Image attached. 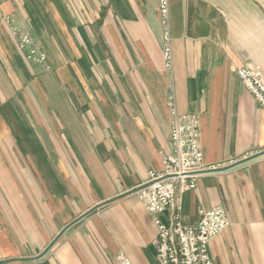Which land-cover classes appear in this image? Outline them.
Returning a JSON list of instances; mask_svg holds the SVG:
<instances>
[{
    "label": "crops",
    "instance_id": "crops-1",
    "mask_svg": "<svg viewBox=\"0 0 264 264\" xmlns=\"http://www.w3.org/2000/svg\"><path fill=\"white\" fill-rule=\"evenodd\" d=\"M2 1L0 264H158L138 189L172 150L171 82L213 166L183 221L220 205L215 264H264V109L238 74L264 71V0H170L172 73L160 0ZM6 16L31 39L22 52Z\"/></svg>",
    "mask_w": 264,
    "mask_h": 264
},
{
    "label": "built area",
    "instance_id": "built-area-1",
    "mask_svg": "<svg viewBox=\"0 0 264 264\" xmlns=\"http://www.w3.org/2000/svg\"><path fill=\"white\" fill-rule=\"evenodd\" d=\"M160 14L164 25V67L173 72V37L170 31V0H160ZM239 77L254 94L264 109V71L258 66L243 65ZM175 86H169L168 104L172 110V150L164 157V169L152 171L146 184L138 189L140 198L154 215L158 226L156 239L158 264H215L210 253L214 237L230 224L226 211L220 206L199 209L196 224L183 221L182 198L186 191L197 186L202 172L210 170L204 161L200 142L201 120L198 114L178 113L175 109ZM168 215L165 220L162 215ZM119 264H132L124 254L118 256Z\"/></svg>",
    "mask_w": 264,
    "mask_h": 264
},
{
    "label": "rangeland",
    "instance_id": "rangeland-1",
    "mask_svg": "<svg viewBox=\"0 0 264 264\" xmlns=\"http://www.w3.org/2000/svg\"><path fill=\"white\" fill-rule=\"evenodd\" d=\"M0 3H1L2 8H6L8 6L7 1L4 2L1 0ZM1 24H2V26L5 24L8 26L7 29L9 31V34H12L13 38L15 36H17L18 41H16V42H17L19 49L22 52L25 49V46H26L25 44H27L28 42L31 41L30 37L27 35L28 33H25L24 31H22L21 27L18 26L19 24L14 22V18H10V17L6 16L3 19H1ZM34 52L35 51H33V53Z\"/></svg>",
    "mask_w": 264,
    "mask_h": 264
},
{
    "label": "water",
    "instance_id": "water-1",
    "mask_svg": "<svg viewBox=\"0 0 264 264\" xmlns=\"http://www.w3.org/2000/svg\"><path fill=\"white\" fill-rule=\"evenodd\" d=\"M74 222H72V223H70V224H68L63 230H62V232L57 236V238H56V240L66 231V229L68 228V227H70L72 224H73ZM48 250H46L42 255H44L46 252H47Z\"/></svg>",
    "mask_w": 264,
    "mask_h": 264
}]
</instances>
